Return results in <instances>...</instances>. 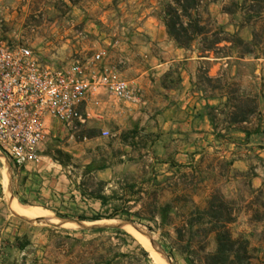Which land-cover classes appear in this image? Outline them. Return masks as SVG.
Returning <instances> with one entry per match:
<instances>
[{"label":"crops","instance_id":"1","mask_svg":"<svg viewBox=\"0 0 264 264\" xmlns=\"http://www.w3.org/2000/svg\"><path fill=\"white\" fill-rule=\"evenodd\" d=\"M19 1L0 0V39L25 44ZM150 23L146 20L137 27L136 38L112 45L114 52H108L102 62L117 67L119 77L141 93L144 104L124 105L102 94L98 108L91 104L81 108L91 115L85 124L67 129L51 121L48 137L64 140L61 151L68 164L57 165L47 154L42 157L47 162L24 166L16 176L24 185L15 181L13 187L18 197L70 214L111 212L119 206L120 197L128 195L129 187L133 191L151 188L156 174L172 172L173 164L195 168L198 159L214 153L230 160L232 169L246 172L251 168L245 157L264 158V68L256 69L247 83L236 84L232 94L226 81L222 92L213 94L197 82L200 65H209L206 78L210 82L222 75L229 80L236 73L234 67L226 71L232 58L180 49L168 39L163 24L155 23V36ZM244 41H252V36ZM249 56L236 59L264 62V55L252 52ZM244 101L253 104L251 114L230 120L235 104ZM104 130L109 137L101 136ZM254 172L250 182L258 189L264 184V168ZM88 181H94V190ZM99 198L105 200L103 205ZM12 262L32 264V260L0 259V264Z\"/></svg>","mask_w":264,"mask_h":264},{"label":"rangeland","instance_id":"2","mask_svg":"<svg viewBox=\"0 0 264 264\" xmlns=\"http://www.w3.org/2000/svg\"><path fill=\"white\" fill-rule=\"evenodd\" d=\"M168 3L169 0H21L17 10L23 18L22 37L28 40L25 44L44 64L60 69L98 52L102 53L104 63L108 52H114L112 45L124 38L137 37L136 29L143 21L149 20V30L158 36V25L155 23L162 24L163 5ZM203 6L214 21L210 29H222L225 34L220 38L228 41L220 43L209 54L218 58L231 57L226 71L230 72V68L234 67L236 73L234 76L229 75V80L222 75L210 82L206 78L209 65L204 63L200 65L197 82L204 90L220 94L226 81L230 84L229 92L232 94L236 84H243V81L247 83L248 77H253L256 69L264 68V62L236 59L243 56L249 59L252 52L264 55V2L243 4V0H203ZM250 36L252 41H244ZM238 40L243 44H239ZM204 46L202 40L198 39L188 50L204 55ZM113 69L119 77L118 68ZM244 77L247 79L244 80ZM235 107L236 110L229 116L230 120L233 117H248L254 109L248 101L235 104ZM63 143L61 137H47L39 146L38 163L47 162L42 157L48 154L57 165H67L68 160L61 151ZM245 159L251 168L246 172L232 169L230 160L221 159L213 153L198 159L192 172L183 169L175 177L172 172L157 173L151 188L143 190L145 194L136 196L133 199L136 200L135 204L132 202L127 206L131 213L140 212L141 217L146 218L150 204L156 202L160 205L171 199V184H190L192 179L196 190L193 196L195 203L202 204L212 191L233 202L238 210V219L231 230L235 236L241 235L249 241L258 262L264 264V184L255 189L250 182L255 175L254 170L264 168V158L250 155ZM23 167L13 165L0 154V259L32 260V264H156L153 252L166 264H185L178 253L173 251L169 256L162 250L159 233L147 228L153 227L151 224L144 221L139 223L133 216V224L118 217L97 221L103 224L78 221L79 216L90 218L102 213L93 211L82 214L76 211L70 214L57 206H40L18 197L13 187L15 181L24 185L20 176L16 178ZM184 175L188 177L184 178ZM94 184V181L87 182L91 190L95 189ZM154 192L155 199L152 197ZM12 200L30 209H37L39 215L34 218L14 215L8 207ZM124 222L138 230L135 231L149 243L150 249L122 227ZM93 224L103 228L93 227ZM168 230L172 232L171 228Z\"/></svg>","mask_w":264,"mask_h":264},{"label":"built area","instance_id":"3","mask_svg":"<svg viewBox=\"0 0 264 264\" xmlns=\"http://www.w3.org/2000/svg\"><path fill=\"white\" fill-rule=\"evenodd\" d=\"M102 94L124 105L144 104L140 92L102 64V53L55 69L29 45L0 39V154L17 167L38 163L50 122L67 129L85 124L91 115L81 108H98Z\"/></svg>","mask_w":264,"mask_h":264},{"label":"trees","instance_id":"4","mask_svg":"<svg viewBox=\"0 0 264 264\" xmlns=\"http://www.w3.org/2000/svg\"><path fill=\"white\" fill-rule=\"evenodd\" d=\"M247 2L262 3L264 0H243V4ZM162 12L166 35L180 49L188 50L194 41L200 39L205 45L203 53H209L217 49L220 43L228 42L220 38L225 34L222 29H210L214 21L204 8L203 0H169L168 4L163 5ZM238 41L243 44L241 40ZM240 118L243 120L244 116ZM235 120L238 118L233 117L232 121ZM172 169V176L175 177L183 169L192 172L195 168L173 164ZM192 182L191 179L190 184H171V199L160 205L156 202L150 204L146 218H142L140 212L131 213L127 206L132 202L135 204L136 200L133 199L145 192L141 188L133 191L129 187L128 195L120 197L119 206L113 207L111 213L104 212L90 218L79 216L77 220L97 222L118 217L133 224V216L139 223L144 221L151 224L153 227L147 228L159 233L162 250L169 256L173 251L178 253L185 264H260L249 241L241 235L235 236L231 230L238 219V210L233 202L212 191L202 204L195 203L193 196L196 190ZM155 196L154 192L152 197L155 199ZM99 199L103 205L105 200Z\"/></svg>","mask_w":264,"mask_h":264},{"label":"bare ground","instance_id":"5","mask_svg":"<svg viewBox=\"0 0 264 264\" xmlns=\"http://www.w3.org/2000/svg\"><path fill=\"white\" fill-rule=\"evenodd\" d=\"M4 175V174H3ZM7 182V178L6 176L4 177V183L6 184ZM8 207H9V210L11 213H13L14 215H17V216H20V217H24V218H34L36 217L37 215H39V212L36 211V210H33V209H30L26 206H22L20 204H18L17 202L15 201H9L8 203ZM42 211V210H41ZM40 211V212H41ZM108 223H111L113 221H106ZM95 223V222H94ZM97 223H102V222H97ZM70 224V223H69ZM103 224V223H102ZM122 227L128 231L130 234H132L133 236H135L147 249H150V246H149V243L143 239L141 237V235L136 232L132 227H130L129 225H124V224H121ZM114 226V225H113ZM119 227V226H118ZM156 248V247H155ZM153 249V248H152ZM151 249V250H152ZM150 250V251H151ZM150 253V252H149ZM158 253V252H157ZM152 257L154 259V262L156 264H166V262L164 260H162L157 254H154L152 252Z\"/></svg>","mask_w":264,"mask_h":264},{"label":"water","instance_id":"6","mask_svg":"<svg viewBox=\"0 0 264 264\" xmlns=\"http://www.w3.org/2000/svg\"><path fill=\"white\" fill-rule=\"evenodd\" d=\"M68 223H70V222H68ZM96 223V222H95ZM122 224H124V225H129L130 227H132L134 230H136V228H134V226H132L131 224H129V223H127V222H124V223H122ZM79 225H84L83 223H79ZM94 226L93 227H98V228H103L102 226H96L95 224H93ZM84 227V226H83ZM136 231H138V230H136Z\"/></svg>","mask_w":264,"mask_h":264}]
</instances>
